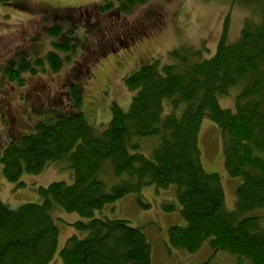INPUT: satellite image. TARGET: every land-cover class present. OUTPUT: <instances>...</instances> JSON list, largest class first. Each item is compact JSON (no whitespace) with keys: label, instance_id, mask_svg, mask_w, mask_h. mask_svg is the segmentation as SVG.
<instances>
[{"label":"trees","instance_id":"trees-1","mask_svg":"<svg viewBox=\"0 0 264 264\" xmlns=\"http://www.w3.org/2000/svg\"><path fill=\"white\" fill-rule=\"evenodd\" d=\"M145 1L104 0L97 11L104 13L115 3L128 14ZM229 4L245 12L239 35L231 39L226 13L211 56L185 44L169 51L171 62L159 65L156 59L126 75L130 103L126 111L111 103L104 130L96 131L77 109L74 87L75 110L37 120L26 133H6L0 149L5 180L25 185L24 173L37 174L57 161L70 169L72 181L38 187L41 201L17 209L0 199V264H49L56 253L61 264H152L142 228L102 212L130 193L143 204L140 192L147 185L174 187L183 223L168 228V249L193 254L207 244L211 256L226 255L217 264H264V217L258 214L264 208V0ZM63 30L51 23L47 35L56 39L54 49L29 60L19 55L17 65L10 60L0 68V78L22 84L24 73L35 74L38 68L57 72L63 60H70L64 54L73 46ZM232 92L233 107H222L219 97ZM204 117L220 130L226 173L240 178L231 209L220 176L202 166L198 132ZM151 135L159 141L148 158L137 151V140ZM173 206L165 205L167 210ZM58 210L79 216L70 224L82 236H68L57 250Z\"/></svg>","mask_w":264,"mask_h":264},{"label":"rangeland","instance_id":"rangeland-1","mask_svg":"<svg viewBox=\"0 0 264 264\" xmlns=\"http://www.w3.org/2000/svg\"><path fill=\"white\" fill-rule=\"evenodd\" d=\"M103 1L0 0V68L10 60L17 65L19 55L29 60L34 53L42 56L47 49H54L56 39L47 35L53 22L64 29L67 40L73 45L64 54V57L69 55L70 60H63L57 72L49 68L43 72L38 68L35 74L24 73L22 84L0 78V149L7 142L6 133L23 134L37 120L57 118L75 110L74 87L78 90L77 109L96 131L104 130L111 117V103H116L123 111L128 108L132 93L125 86L126 75L156 59L159 65L171 62L169 51L185 44L201 47L202 56H211L226 13L231 39L239 35L245 14L241 7L230 6L229 0H146L128 14L121 13L113 3L106 12L99 13L98 4ZM68 27L73 28L71 34ZM123 35L128 39H125L126 44L118 45L119 48L117 44L124 39ZM115 47L118 48L112 51ZM62 53L57 52L59 56ZM233 95L234 92L220 96L219 104L233 107ZM3 111L7 114L1 115ZM167 112L169 106L165 104L164 113ZM158 141V135L138 138L137 151L152 157ZM198 146L204 170L220 176L225 205L233 208L240 178L226 173L220 130L206 117L201 120ZM20 180L25 185L5 180L0 166V199L11 209L26 202L41 201L38 187L58 180L70 183L72 175L70 169L56 161L37 174L24 173ZM140 194L143 204L139 203L137 194L130 193L107 204L102 212L142 228L151 244L152 264H217L226 260L223 253L211 256L207 244L193 254L168 249V228L183 223L174 187L155 189L147 185ZM169 204L174 206L167 210L165 205ZM55 214L58 250L68 236H82V232L70 224L79 218L76 213L58 210ZM258 214L264 217V208L258 210ZM49 264H61L57 253Z\"/></svg>","mask_w":264,"mask_h":264},{"label":"flooded vegetation","instance_id":"flooded-vegetation-1","mask_svg":"<svg viewBox=\"0 0 264 264\" xmlns=\"http://www.w3.org/2000/svg\"><path fill=\"white\" fill-rule=\"evenodd\" d=\"M124 36H125L124 39L122 38V40H121V38H120L121 41H120V43L117 44V46H118V45H119V46H122L123 44H126L127 41H125V39H128V38L126 37V35H124ZM119 46H118V47H119ZM118 47H115V49H114V48H111V50H112V51H115ZM119 48H120V47H119ZM3 114L5 115V114H7V112H6V111H3Z\"/></svg>","mask_w":264,"mask_h":264}]
</instances>
